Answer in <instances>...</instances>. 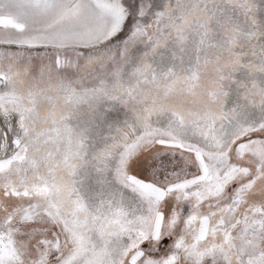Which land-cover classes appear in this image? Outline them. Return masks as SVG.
<instances>
[{
	"label": "snow or ice",
	"instance_id": "6c2138e0",
	"mask_svg": "<svg viewBox=\"0 0 264 264\" xmlns=\"http://www.w3.org/2000/svg\"><path fill=\"white\" fill-rule=\"evenodd\" d=\"M0 264H264V0H0Z\"/></svg>",
	"mask_w": 264,
	"mask_h": 264
}]
</instances>
